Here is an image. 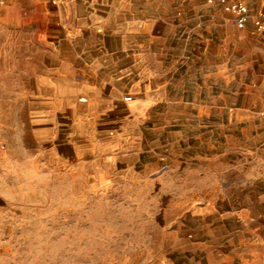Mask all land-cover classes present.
Masks as SVG:
<instances>
[{
	"label": "rangeland",
	"instance_id": "obj_1",
	"mask_svg": "<svg viewBox=\"0 0 264 264\" xmlns=\"http://www.w3.org/2000/svg\"><path fill=\"white\" fill-rule=\"evenodd\" d=\"M242 1L251 17L262 7ZM62 2L0 0V264H264V30L239 29L214 1L138 0L170 6L168 16L138 11L155 26L140 42L171 73L169 93L142 108L146 89L119 73L128 65L95 75L88 56L68 52ZM48 53L68 71L35 89L24 72ZM214 99L216 113L200 112ZM108 122L125 129L127 149L142 140L141 162L128 166L137 175L108 171L84 142H99L96 128ZM203 136L204 151L216 141L219 175L185 192L180 160L201 151L194 138Z\"/></svg>",
	"mask_w": 264,
	"mask_h": 264
},
{
	"label": "crops",
	"instance_id": "obj_2",
	"mask_svg": "<svg viewBox=\"0 0 264 264\" xmlns=\"http://www.w3.org/2000/svg\"><path fill=\"white\" fill-rule=\"evenodd\" d=\"M137 2L138 0H63L64 9L60 16L63 18L62 23L66 31L72 33L65 42L67 50L69 49L73 56L81 58V60L83 56H88L89 61H92L91 64L97 67L94 70L95 75L109 76L110 72L106 73L109 68H115V71H119V68L128 65L127 71L120 69L119 73L123 75V80L127 84H132V88H138L139 91L146 89V94L142 92L138 93L139 98L135 105L142 108L146 106L148 108L154 104V100L151 101L149 96L161 97L167 92L169 93L171 88V73L157 68V62L162 59L161 56L163 54L154 53L150 49L151 43L144 44L140 42V38L152 40L155 26L154 22L150 19L141 21L138 17V11L161 9L165 11L162 15L168 16L170 6L167 3L154 8L151 4L139 6ZM159 22L162 26L165 23L164 19L159 20ZM116 24H120L118 30L113 28ZM129 34L137 39L132 41L127 40L126 38ZM167 40L166 36L165 41ZM57 57L52 53H48V55L44 54L34 69L25 70L24 75L28 76V81L36 82L34 85L35 89H38V87L39 90L51 89L54 78L61 73H67L68 69H65V67L63 69V66H66L68 63ZM138 66H140V69ZM138 80L139 83L135 84ZM41 81L46 82V86H38ZM37 82L39 83L37 84ZM179 90L180 87H176L174 98L178 96ZM215 93L216 91H213V94ZM182 104H185L184 99L174 101L172 105L179 106ZM198 106L200 112L203 113L208 112L211 114L212 112H217L215 99L213 104L209 101L206 104ZM169 111L170 105L167 107V112ZM133 121L131 129L134 132L141 133L143 129L142 124L138 120ZM98 128L100 136H102L99 142H95L88 137L84 140L90 146L93 154H95L94 158L96 160L105 159L106 164L111 163L113 167L107 169L108 171L118 174L130 173L137 175L136 169L133 167L129 170L128 166L141 162L143 155L141 154L142 149L139 146L142 140H133L129 145V149H127L125 146L128 144L125 138L122 137L127 133H125L123 127H120L116 123L108 122L100 125V127L97 126L96 129ZM199 130H206V128L203 127ZM185 134V131H182V135L180 136L183 137ZM194 142L200 146L201 151L198 154H194L193 157H181L180 162L182 167L180 168L179 166L177 172L179 177L184 178L179 181L181 186L185 187V192L199 191V189H195L193 186L199 185V180L203 176L217 178L219 175L218 170L212 167V162L217 163L221 160L216 154L217 151L214 147L216 145L215 139L213 141V149L211 146L208 151H204L206 148L204 136L195 137ZM161 144V148L165 150L162 151L160 156H156L158 162L167 161V152L171 146L169 140L163 141ZM152 153L153 155H157L153 151ZM97 170L99 171V169ZM106 173V171H103L102 175ZM193 208L195 207L193 206ZM164 244L171 251L178 249V246H176L175 241L171 239L170 235L165 237Z\"/></svg>",
	"mask_w": 264,
	"mask_h": 264
},
{
	"label": "built area",
	"instance_id": "obj_3",
	"mask_svg": "<svg viewBox=\"0 0 264 264\" xmlns=\"http://www.w3.org/2000/svg\"><path fill=\"white\" fill-rule=\"evenodd\" d=\"M72 1V0H70ZM219 4L224 12L229 14L231 20L239 29H244L251 23L256 31L264 30V0L262 1V7L252 17L249 13L247 5L242 0H209ZM130 96H125L124 100H130Z\"/></svg>",
	"mask_w": 264,
	"mask_h": 264
}]
</instances>
